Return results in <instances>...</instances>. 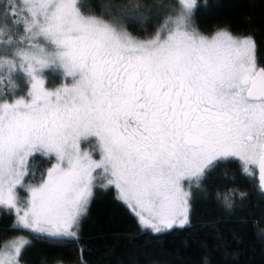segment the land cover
<instances>
[{
    "label": "snow or ice",
    "instance_id": "6c2138e0",
    "mask_svg": "<svg viewBox=\"0 0 264 264\" xmlns=\"http://www.w3.org/2000/svg\"><path fill=\"white\" fill-rule=\"evenodd\" d=\"M2 2L3 18L23 14L12 21L22 34L0 26V208L15 215L10 231L77 240L94 188L108 186L142 228L184 227V182L199 187L221 160H238L264 193V67L251 35L202 34L192 26L197 0L147 9L123 0L99 15L84 14L79 0ZM164 7L148 39L119 26ZM48 70L65 82L49 89ZM20 79L27 91L17 96ZM37 154L54 163L26 183ZM223 203L233 207L229 195ZM29 244L0 239V264H20Z\"/></svg>",
    "mask_w": 264,
    "mask_h": 264
},
{
    "label": "trees",
    "instance_id": "16d2710c",
    "mask_svg": "<svg viewBox=\"0 0 264 264\" xmlns=\"http://www.w3.org/2000/svg\"><path fill=\"white\" fill-rule=\"evenodd\" d=\"M123 0H79L81 11L99 15L110 4ZM145 8L175 0H143ZM11 11V9L9 10ZM171 11L160 8L145 21L132 18L120 25L139 37L150 36ZM0 0V26L7 25L16 34L23 33V24L13 26V20H22L23 14L3 18ZM192 26L201 33L225 29L234 35H251L256 43V60L264 67V0H197ZM46 85L54 86L62 73L48 70L44 73ZM23 95L27 91L22 79L17 80ZM7 90V87L4 89ZM52 162L36 155L32 161L35 179ZM257 180L246 176L235 159L217 161L201 179L199 187L191 192L189 223L174 226L161 233L141 227L136 215L120 200L114 186L96 187L86 213L76 229L79 239H50L27 230H9L14 214L0 208V239L23 236L30 241L21 254L20 264H264V193ZM241 193L245 195L242 197ZM233 201L226 208L223 197ZM81 249L83 253L81 255Z\"/></svg>",
    "mask_w": 264,
    "mask_h": 264
},
{
    "label": "rangeland",
    "instance_id": "374dc122",
    "mask_svg": "<svg viewBox=\"0 0 264 264\" xmlns=\"http://www.w3.org/2000/svg\"><path fill=\"white\" fill-rule=\"evenodd\" d=\"M84 13V12H83ZM84 14H86V15H88L87 13H84ZM119 26H121V25H119ZM121 27H123V26H121ZM124 28V27H123ZM126 29V28H125ZM131 35H133L134 37H136V38H138V39H144V38H142V37H139V36H137V35H134L133 33H131L128 29H126ZM217 30H219V29H217ZM217 30H214V31H212V32H210V33H202V34H205V35H211V34H213L215 31H217ZM234 35V34H233ZM236 36H238V35H236ZM241 36H247V35H241ZM65 82V80H64V77H63V79L58 83V84H56V85H54V86H47L49 89H55V88H57V87H59V86H61L63 83ZM17 96H20V95H17ZM94 143V142H93ZM82 148L83 149H85V150H89L90 149V145L88 144V143H84V144H82ZM95 158L96 159H98L99 158V156H98V154L97 155H95ZM52 163H54V160H52V162L47 166V168H49L50 166H51V164ZM47 168H46V170H47ZM46 172V171H45ZM39 182V181H38ZM38 182H34V183H38ZM27 183V182H26ZM98 183H104V181L103 180H101V181H99ZM184 187H185V190H188V188H189V184H188V182L187 181H185L184 182ZM115 188V187H114ZM115 191H116V194H117V196H118V192H117V189L115 188ZM18 192H19V195H20V197H21V199L23 200L25 197H26V193L22 190V189H20V190H18ZM130 209V208H129ZM131 210V209H130ZM132 211V210H131ZM133 212V211H132ZM134 213V212H133ZM14 214V213H13ZM135 214V213H134ZM137 217V216H136ZM138 219V218H137ZM14 220H15V215H14ZM139 221V220H138ZM140 223V222H139ZM178 223L179 222H177V225H178ZM77 231V230H76Z\"/></svg>",
    "mask_w": 264,
    "mask_h": 264
},
{
    "label": "flooded vegetation",
    "instance_id": "af4514ba",
    "mask_svg": "<svg viewBox=\"0 0 264 264\" xmlns=\"http://www.w3.org/2000/svg\"><path fill=\"white\" fill-rule=\"evenodd\" d=\"M155 33V32H154ZM154 33H152L150 36H146V37H142V38H144V39H148V38H150ZM257 66H259V64L257 63Z\"/></svg>",
    "mask_w": 264,
    "mask_h": 264
},
{
    "label": "water",
    "instance_id": "95a60500",
    "mask_svg": "<svg viewBox=\"0 0 264 264\" xmlns=\"http://www.w3.org/2000/svg\"><path fill=\"white\" fill-rule=\"evenodd\" d=\"M258 67H263L262 65H259Z\"/></svg>",
    "mask_w": 264,
    "mask_h": 264
}]
</instances>
